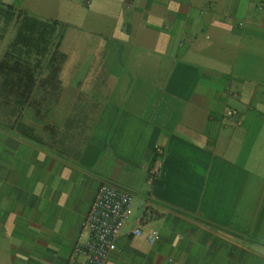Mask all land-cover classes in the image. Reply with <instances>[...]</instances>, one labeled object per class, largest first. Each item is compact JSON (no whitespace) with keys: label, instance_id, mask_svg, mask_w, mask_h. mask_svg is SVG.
Here are the masks:
<instances>
[{"label":"crops","instance_id":"crops-1","mask_svg":"<svg viewBox=\"0 0 264 264\" xmlns=\"http://www.w3.org/2000/svg\"><path fill=\"white\" fill-rule=\"evenodd\" d=\"M0 3L65 56L60 93L0 123V264H67L103 183L139 210L107 264H264V0Z\"/></svg>","mask_w":264,"mask_h":264},{"label":"trees","instance_id":"trees-1","mask_svg":"<svg viewBox=\"0 0 264 264\" xmlns=\"http://www.w3.org/2000/svg\"><path fill=\"white\" fill-rule=\"evenodd\" d=\"M14 37L0 61V123L18 119L36 100H49L61 91L60 73L65 56L59 53L60 25L45 21L11 5L0 3V40L11 28ZM47 76L40 81V74Z\"/></svg>","mask_w":264,"mask_h":264},{"label":"built area","instance_id":"built-area-1","mask_svg":"<svg viewBox=\"0 0 264 264\" xmlns=\"http://www.w3.org/2000/svg\"><path fill=\"white\" fill-rule=\"evenodd\" d=\"M238 115L236 111L227 112L229 118ZM164 150L156 148L153 162L146 166L148 183L154 185L161 175ZM150 203L147 206L149 213ZM136 209L135 196L123 189L103 183L87 214L83 228L88 231L89 238L85 243H78L72 250L67 264H107L110 255L117 250V241L132 218ZM140 228L134 231V236L140 237ZM160 236L150 232L147 241L154 245Z\"/></svg>","mask_w":264,"mask_h":264},{"label":"rangeland","instance_id":"rangeland-1","mask_svg":"<svg viewBox=\"0 0 264 264\" xmlns=\"http://www.w3.org/2000/svg\"><path fill=\"white\" fill-rule=\"evenodd\" d=\"M135 213H137V214H138V213H139V210H138V209H136V212H135Z\"/></svg>","mask_w":264,"mask_h":264}]
</instances>
